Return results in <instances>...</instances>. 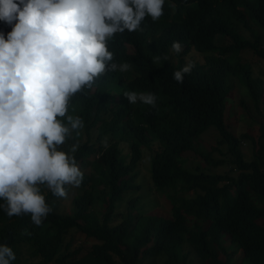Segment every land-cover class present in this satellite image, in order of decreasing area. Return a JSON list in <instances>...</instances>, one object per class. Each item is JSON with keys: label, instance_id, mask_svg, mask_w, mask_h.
<instances>
[{"label": "trees", "instance_id": "trees-1", "mask_svg": "<svg viewBox=\"0 0 264 264\" xmlns=\"http://www.w3.org/2000/svg\"><path fill=\"white\" fill-rule=\"evenodd\" d=\"M11 30L0 21L5 38ZM263 35L264 0H165L158 21L140 32L117 34L110 50L131 71L108 72L97 88H86L70 102L69 114L81 116L84 128L64 148L79 142L74 155L85 172L70 211H59L58 198L47 190L53 212L39 227L30 215L9 217L0 209V244L12 247V264H232L227 242L243 250L245 264H264V81L241 59L251 52L264 60ZM176 40L184 45L178 55L171 51ZM126 43L135 50L129 52ZM193 48L205 54L204 62H194L191 74L177 83L172 74ZM157 55L169 60L155 64ZM237 81L263 112L257 137L237 134L227 116ZM125 91L153 92L157 106L129 104ZM240 104L249 107L243 98ZM211 128L219 135L216 146L196 147ZM248 140L251 159L241 148ZM223 145L230 160L213 155ZM145 150L156 190L174 192L171 216L134 212L139 197L120 210L126 194L144 186L139 169ZM188 151L206 167L187 168ZM227 162L226 173L209 171ZM78 235L93 243L73 246Z\"/></svg>", "mask_w": 264, "mask_h": 264}, {"label": "clouds", "instance_id": "clouds-1", "mask_svg": "<svg viewBox=\"0 0 264 264\" xmlns=\"http://www.w3.org/2000/svg\"><path fill=\"white\" fill-rule=\"evenodd\" d=\"M164 5L165 0H0V21L12 29L7 38L0 32V209L7 216L30 215L39 227L53 212L45 190L67 198L69 186L82 184L85 172L74 155L79 142L64 148L84 128L81 116L69 114L72 97L97 88L110 71H131L130 63L115 62L110 42L158 21ZM183 49L173 41L174 54ZM162 60L169 56L153 57L155 64ZM194 67L186 62L173 79L182 84ZM124 96L129 104L157 106L153 92ZM15 260L12 247L0 244V264Z\"/></svg>", "mask_w": 264, "mask_h": 264}, {"label": "rangeland", "instance_id": "rangeland-1", "mask_svg": "<svg viewBox=\"0 0 264 264\" xmlns=\"http://www.w3.org/2000/svg\"><path fill=\"white\" fill-rule=\"evenodd\" d=\"M240 33L244 36H249V30L244 29L241 27L239 29ZM264 38V35H263ZM218 41H225L229 42L228 38H223L221 36H218ZM130 50L133 51V48L130 47ZM205 54L200 53L196 51L195 49H191L186 54V62L193 61V62H204ZM241 59L244 62H247L251 65L253 74L256 77H260L264 81V60L254 56L251 52H244L241 55ZM172 61L174 63H177V58L173 57ZM244 87L241 83L238 81L235 83L233 96L228 102L227 107V116L230 118V121L233 123L234 130L237 134H240L242 132H248L253 136L258 135V124L256 123V120H259L262 111H257L252 106V103L248 96L246 95V91H244ZM112 94H115V91L111 92ZM243 98L246 103L248 104V108H243V105L240 104V99ZM248 111H247V110ZM261 112V113H260ZM251 124H254L252 128H250ZM95 131V129H93ZM219 135L216 129L211 128L207 132H205L201 138L199 139V142L196 143V147H201L205 150H212L213 146H216V141L218 139ZM255 137V138H256ZM95 141V137H94ZM154 148H159V143L155 142ZM242 151L247 159H251L253 156V149H252V142L250 140L244 141L242 143ZM221 150L214 151L213 155L218 158H226L227 160H230L231 156L230 153H228V149L225 145L221 146ZM150 151L145 150L143 158L141 160L140 164V176L139 181L143 182L144 186L135 192H128L123 200V203L120 207V210L125 211L127 202L139 197V201L136 204V209H134V212L136 210L141 211V213L144 214H158V215H164V216H171V199L170 196L174 194L173 191H170L168 189L165 190H156V188L153 185V181L151 178V159H150ZM184 157L185 159V166L189 169H194L196 167L205 168V162L196 155L193 151H188L185 153ZM230 169V165L227 162L224 165L213 167L212 169H209L211 172L216 173H226ZM69 195L67 198H58L60 209L59 211H70L71 209V201L72 199L78 195L79 189H76L74 187H71L68 191ZM192 191L188 192V195H192ZM76 243H83L85 247H89L93 242L92 241H86V239L82 236H77L76 242H74L73 246H75ZM227 245L229 247V251L233 252V262L232 264H245V257L244 252L242 249H237L236 246L232 245L230 242H227ZM236 250V251H234ZM150 262V261H149ZM151 264H155L153 262H150ZM147 264V262L143 263Z\"/></svg>", "mask_w": 264, "mask_h": 264}]
</instances>
